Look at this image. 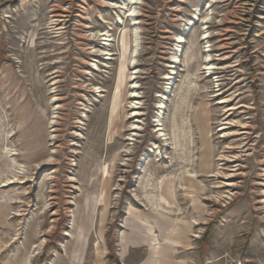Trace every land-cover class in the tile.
I'll return each instance as SVG.
<instances>
[{
    "label": "rangeland",
    "instance_id": "obj_1",
    "mask_svg": "<svg viewBox=\"0 0 264 264\" xmlns=\"http://www.w3.org/2000/svg\"><path fill=\"white\" fill-rule=\"evenodd\" d=\"M142 1L0 0V264H264V0Z\"/></svg>",
    "mask_w": 264,
    "mask_h": 264
},
{
    "label": "bare ground",
    "instance_id": "obj_2",
    "mask_svg": "<svg viewBox=\"0 0 264 264\" xmlns=\"http://www.w3.org/2000/svg\"><path fill=\"white\" fill-rule=\"evenodd\" d=\"M141 1L142 0H119L120 5L118 4V6L114 7V8H117V9L119 8V9H122V10L126 11V13H124V14L128 18V20L130 22V25L132 26V31L130 33V46H131L130 47V54H131L130 59H131V62H132L133 65L136 64L135 58L138 56L139 45H140V30H139V27L137 26L138 23H139L138 22V17L140 16V13L138 11L139 9H138L137 5H139L141 3ZM208 8L209 9L211 8L210 4L208 5ZM207 17H208V15H207ZM205 20H207V19H205ZM194 24H195V21L194 22L192 21L191 23L186 25L184 33H187L190 30V27L193 28ZM207 33H208V31L203 33L204 34L203 39H208L210 37L209 34H207ZM104 36L106 37L104 39L106 41V43H104V46H107V48L111 47L112 46L111 42H113V40L110 38L111 35L106 33ZM176 41L178 42V45H177L178 48L176 50V53L172 57V64H173L172 68L173 69L178 68V65L180 66V64H181V61L179 59V52H181V50L179 48L182 47L181 44L184 43L185 40H184L183 36L180 35V36L177 37ZM209 48H210V46H208V49L206 51H204V53H207L206 57L204 58V64H205V69L204 70L207 71L206 77L211 76L213 74V71L217 69L216 67L211 65L212 55L210 54L211 50ZM108 51H110V48H109ZM106 55L107 56H114V54H112L110 52L107 53ZM106 60H112V58L111 57H107ZM173 74H175V73H173ZM132 78H133V80L136 79V77H132ZM173 78L174 77L169 76L168 80H172ZM138 87H139L138 84L133 83V85L131 86L132 92L130 94L129 99H131V98L132 99H138L139 98L140 94L138 93V90H137ZM140 104L141 103H139L137 101H134V100L130 103V108H132L131 111H133V110L134 111L132 112V114L129 117V119L136 118L140 114L138 111H136V110L139 109ZM158 109H160L161 111L159 112L155 122H157L156 127H160V128H158L156 130V133H158V138H160L162 140H166L167 139L166 138V133H164L163 124H162V121H161V119L163 118V115L165 113L166 105L162 102V103H160ZM8 114L9 113H7L5 111V113L1 115L2 123H3L2 127H4V125H6V126L10 125V121H9V117L10 116ZM52 123H54V122H52ZM140 127L141 126H139V125L132 124L131 127H130V131H137L138 129H140ZM1 129H3V128H1ZM13 134L14 133L12 132V130H8V133H6V136H5V137H7L6 138L7 139L6 142H12V141H10V139H12ZM132 136H137V135H136V133H133ZM128 140L133 141L132 138H130ZM5 149L8 152V154H10L11 156H16L17 155V152L13 148V146L7 145V147ZM127 152H129V150H127ZM12 162L14 163V165L18 164L17 161H16V158H13ZM44 162H48V160H45ZM44 166H45V164H44ZM39 168H42L41 164H39ZM19 169H22V166H20ZM192 171H194V170H189V169L183 170L182 174L186 173V175H184V176H190ZM177 176L173 177L174 182H175V179H176L177 182H180V185L182 186V188H184V186L182 184V181L184 179L183 176L182 175H178V174H177ZM170 189H172V191L170 192V196H168L166 194H165V196L162 195V194L158 195V199L156 200V202L153 205L154 206L153 207V211L161 213V214H163L164 216H167V217L180 215V213L178 214V212L176 211V209L172 205V203H174V201H175V198L177 199V197H176V189L172 188V187H170Z\"/></svg>",
    "mask_w": 264,
    "mask_h": 264
},
{
    "label": "crops",
    "instance_id": "obj_3",
    "mask_svg": "<svg viewBox=\"0 0 264 264\" xmlns=\"http://www.w3.org/2000/svg\"><path fill=\"white\" fill-rule=\"evenodd\" d=\"M159 239L160 241H163V243L158 247L159 254H162H160L159 258L157 259V264H170L171 252L172 250L176 249V246H178L177 244L179 243V241L176 239V236H171V232L168 231L166 228H163L159 232Z\"/></svg>",
    "mask_w": 264,
    "mask_h": 264
}]
</instances>
